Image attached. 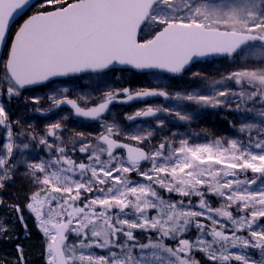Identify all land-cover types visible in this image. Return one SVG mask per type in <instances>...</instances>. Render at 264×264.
Instances as JSON below:
<instances>
[{"label":"snow or ice","instance_id":"6c2138e0","mask_svg":"<svg viewBox=\"0 0 264 264\" xmlns=\"http://www.w3.org/2000/svg\"><path fill=\"white\" fill-rule=\"evenodd\" d=\"M33 7L10 36L16 18ZM145 28L151 31L141 38ZM0 47L7 49L6 58L0 54V97L9 103L53 78L103 76L116 66L121 73L180 76L216 55L239 53L250 60V67L215 81L208 95L109 88L101 102L82 107L62 89L47 97L48 110L30 109L47 115L69 105L77 117L101 120L123 95L121 102L162 97L226 107L245 114V121L247 114L260 118L258 124L242 122L236 136L223 140L195 143L172 132L153 143L165 127L158 113L174 114L184 124L197 116L182 104L126 116L157 117L150 129L125 132L118 122H105L95 136L77 132L65 141L67 117L40 133L12 121L0 102V191L21 167L34 189L22 205L0 197V209L15 213L26 234L25 212L34 218L44 239V264H203L196 253L210 264H264V0H0ZM227 81L235 89L215 87ZM23 99L40 105L42 98ZM33 145L47 158H33ZM76 153L84 159H75ZM8 233V217H0V239ZM16 251L14 264H27L23 246Z\"/></svg>","mask_w":264,"mask_h":264},{"label":"rangeland","instance_id":"374dc122","mask_svg":"<svg viewBox=\"0 0 264 264\" xmlns=\"http://www.w3.org/2000/svg\"><path fill=\"white\" fill-rule=\"evenodd\" d=\"M150 31L151 28H145L144 32L141 34V38L144 35H147ZM251 64L252 62L250 60L244 59L242 55L238 53L229 58H210L196 62L191 65L183 75L178 77H171L160 73H121L119 69H116L115 72H109L107 75L103 76H98L96 74L82 75L75 78L53 81L47 84V86L23 91L21 98L12 99L10 103L5 97H0V102L5 104L6 110L8 111L9 117L12 121L19 119L21 121L20 127L22 128H28L29 124H31L33 129L40 133L44 132L47 124L67 117L62 120V123L65 126V141H67L69 135L74 136L77 132L91 133L95 136L104 131V129L101 128V124L105 122L110 124L113 121H116L125 132H135L139 128L150 129L155 126L157 117L138 121H129L126 119V116L134 115L137 111L146 109L147 107L156 108L164 106L169 109H174L180 107L182 104L184 110L195 111L197 112V116L193 119L191 124H184V122L178 121L174 114H166L163 112L158 113L159 118L165 120V127L160 132L156 133V139L153 143H157L163 138V136H170L172 132L178 133L181 137L187 136L195 143H203L213 139L223 140L224 138H232L236 136L237 129L240 127L242 122L258 124L260 118L255 116V114H247L248 118L245 121V114L237 113L226 107L200 108L198 105L191 102H180L172 99H153L124 107L114 106L111 107L106 115L98 122H80L73 117L72 113L64 109L62 106L58 109H54L47 115H40L39 113L31 112L30 109L40 107L44 110H48L50 108V104L47 97L51 93L62 89H68V98L76 99L82 106H90L103 100L105 93L109 88H129L131 91L135 92L142 89L163 87L167 89L170 95L185 92H196L202 95H208L212 91L215 81H220L222 77H226L229 73L239 68L250 67ZM193 73H200L201 75L193 77ZM225 86L233 87L234 89L236 87L231 81L215 85L217 88H223ZM37 96L42 98L40 105H34L31 102L27 104L24 103V97ZM234 107L235 105H233V108ZM248 107H252V105L249 104ZM257 107H259V105H257ZM70 123L75 128L69 127ZM233 124H235V127L232 126ZM18 130L19 128H14V133ZM253 135H255V133H253ZM70 147L71 145L69 144V148ZM29 151H31L33 158H36L37 156L40 158H47L46 154L35 145H33L32 149ZM74 158L78 161L84 159V157L79 153H76ZM19 171L21 172V180L18 183L17 181L11 182L12 186L10 188L9 198L10 203H17L14 201L19 198L24 201L25 196L34 190L31 186L30 180L25 178V169L21 167L19 168ZM248 175L251 177L252 174L249 173ZM132 179L138 180L140 178L133 174ZM18 191H22L20 196L17 194ZM163 195L168 197L169 194L164 193ZM172 199H177V197L172 196ZM210 201L214 206H220L217 198L212 197L210 198ZM193 204H196L195 199H193ZM25 216L27 218V223L33 220V217L29 216L27 212H25ZM136 234L140 237L141 241H145L147 239V235L145 233L137 232ZM141 235L144 239L141 238ZM71 238L74 239V237ZM168 243H171V241H168ZM41 250L43 253L44 245L41 246ZM96 251L98 254H103L101 250ZM196 254L199 255L196 256ZM196 254L195 258L197 260H201L203 264H210L202 253Z\"/></svg>","mask_w":264,"mask_h":264},{"label":"trees","instance_id":"16d2710c","mask_svg":"<svg viewBox=\"0 0 264 264\" xmlns=\"http://www.w3.org/2000/svg\"><path fill=\"white\" fill-rule=\"evenodd\" d=\"M27 225L29 232L26 234L24 233L21 224L16 221L14 213H9L8 254L4 255L2 252L0 253V264H4V261H9L14 264L17 255V244L23 246L27 257V264H44L43 253L41 250V246L44 245L42 234L38 231L34 218L29 221ZM195 235L196 233L193 230L190 233V238L194 239ZM141 238L144 239L142 235ZM197 255L199 254H196V256Z\"/></svg>","mask_w":264,"mask_h":264},{"label":"flooded vegetation","instance_id":"af4514ba","mask_svg":"<svg viewBox=\"0 0 264 264\" xmlns=\"http://www.w3.org/2000/svg\"><path fill=\"white\" fill-rule=\"evenodd\" d=\"M22 20L23 19H20L19 21H17V23L15 24V26L13 27V29L10 32V36H11L12 32L14 31V29L21 23ZM88 75H93V74H88ZM77 120L80 121V122H87V121H83V120H79V119H77ZM95 122H98V121H95ZM69 127L75 128L71 123H70ZM4 138H5V132H4V130L2 128H0V142H2L4 140ZM20 180H21V172L18 170L17 174L14 177V179L12 180V182L17 181V183H18ZM11 186H12V184L10 183V184L6 185L4 190L0 191V197H2L8 203H10L9 202V198H10V188H11ZM19 189H20V187H19ZM21 193H22V191H18L17 192V194L19 196L21 195ZM14 202L20 203L22 205V204L25 203V200L23 201V200H21L19 198L18 200L14 201ZM9 213H10V211L8 209H6V208L5 209H0V217H5L6 216V217H8V220H9ZM8 240H9V233H8V238L0 239V253L2 252L4 255L8 254V246H9Z\"/></svg>","mask_w":264,"mask_h":264},{"label":"water","instance_id":"95a60500","mask_svg":"<svg viewBox=\"0 0 264 264\" xmlns=\"http://www.w3.org/2000/svg\"><path fill=\"white\" fill-rule=\"evenodd\" d=\"M37 2H39V0H33V4H36ZM28 12V11H27ZM26 12V13H27ZM25 13V14H26ZM25 14H23V15H25ZM22 15V16H23ZM22 16H20V17H17L16 18V21L13 23V25L17 22V20H19ZM27 18V17H26ZM25 18V19H26ZM13 27V26H12ZM12 29V28H11ZM14 35V34H13ZM4 49L5 48H3V47H0V54H2L3 55V53H4ZM226 57H232V56H227V55H223V54H221V55H216V56H213V57H210V58H226ZM210 58H207V59H210ZM202 60H206V59H200V60H197L196 62H198V61H202ZM196 62H194V63H196ZM194 63H192V64H194ZM191 64V65H192ZM120 68V66H116V69H119ZM149 72H160L159 70H151V71H148V72H143V73H149ZM137 73H141V72H137ZM161 73V72H160ZM163 74H165V73H163ZM80 75H84V74H77V75H72V76H68V77H57V78H53V80H59V79H66V78H70V77H76V76H80ZM166 75H169V76H172L171 74H166ZM172 77H176V76H172ZM52 80V81H53ZM39 86H43V85H36V86H31V87H29V88H27V89H25V90H28V89H32V88H36V87H39ZM151 98H162V97H148V98H142V99H134V100H131V101H127V102H121V101H123V100H125V98L124 97H120V99H118L117 101H115V102H113L112 104H110V106L111 105H115V104H118V105H127V104H130V103H133V102H137V101H143V100H147V99H151ZM66 107H68V108H70L72 111H73V114H74V110L69 106V105H65ZM109 106V107H110ZM75 116V115H74ZM77 117V116H76ZM78 118H81V117H78ZM141 118H148V117H140V118H137L136 120H138V119H141ZM81 119H86V118H81ZM86 120H90V119H86ZM91 121H95V120H91Z\"/></svg>","mask_w":264,"mask_h":264}]
</instances>
